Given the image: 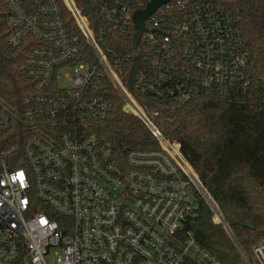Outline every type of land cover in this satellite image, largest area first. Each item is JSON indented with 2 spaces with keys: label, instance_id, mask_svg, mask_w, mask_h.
Masks as SVG:
<instances>
[{
  "label": "built area",
  "instance_id": "built-area-1",
  "mask_svg": "<svg viewBox=\"0 0 264 264\" xmlns=\"http://www.w3.org/2000/svg\"><path fill=\"white\" fill-rule=\"evenodd\" d=\"M90 1L98 37L74 0H4L6 41L29 46L24 74L36 93L22 109L0 98V264H223L186 229L202 201L252 264L181 144L152 121L155 104L175 108L248 85L251 53L231 0H171L145 19L132 85L144 103L125 86L131 56L121 58L109 38L135 36L134 14L152 0ZM110 86L157 147L119 155L94 130L112 111ZM254 254L264 264V239Z\"/></svg>",
  "mask_w": 264,
  "mask_h": 264
},
{
  "label": "trees",
  "instance_id": "trees-1",
  "mask_svg": "<svg viewBox=\"0 0 264 264\" xmlns=\"http://www.w3.org/2000/svg\"><path fill=\"white\" fill-rule=\"evenodd\" d=\"M74 2L89 18L91 30L98 37V6L90 0ZM230 9L251 53L246 88L210 89L175 108L155 104L159 113L152 121L168 139L181 144L182 153L218 204L243 251L252 264H260L254 248L264 239V0H231ZM5 16L4 0H0V98L13 109H22L23 98L36 93L33 82L24 74L29 46L23 43L13 47L7 43ZM109 41L121 58L131 56L126 61L125 86L137 96L132 85L136 76L134 61L136 66L144 64L135 54L140 41H136L133 31L125 30L114 31ZM84 47L91 53L89 46ZM109 88L112 111L98 121L94 130L111 141L119 155L129 148L157 147L145 123L126 112L119 92ZM137 98L143 103L147 100ZM186 229L192 230L200 245L223 264H245L226 229L214 221L212 209L205 201L189 217Z\"/></svg>",
  "mask_w": 264,
  "mask_h": 264
},
{
  "label": "water",
  "instance_id": "water-1",
  "mask_svg": "<svg viewBox=\"0 0 264 264\" xmlns=\"http://www.w3.org/2000/svg\"><path fill=\"white\" fill-rule=\"evenodd\" d=\"M171 0H152L146 9L138 10L134 14V23H135V38L139 39L142 32L145 31L146 27L144 21L147 17H149L161 4L167 3ZM246 226L250 228H254L252 224H246Z\"/></svg>",
  "mask_w": 264,
  "mask_h": 264
},
{
  "label": "rangeland",
  "instance_id": "rangeland-1",
  "mask_svg": "<svg viewBox=\"0 0 264 264\" xmlns=\"http://www.w3.org/2000/svg\"><path fill=\"white\" fill-rule=\"evenodd\" d=\"M62 73L64 74V73H68V74H71L72 73V70L71 69H64L63 71H62ZM59 85L61 86V87H71L72 86V82L70 81V80H68V79H60V81H59ZM262 241V240H261Z\"/></svg>",
  "mask_w": 264,
  "mask_h": 264
}]
</instances>
